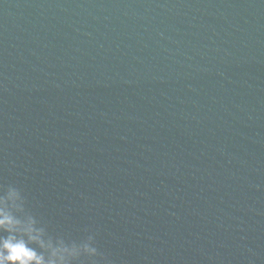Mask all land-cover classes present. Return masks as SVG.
<instances>
[{
	"label": "water",
	"instance_id": "water-1",
	"mask_svg": "<svg viewBox=\"0 0 264 264\" xmlns=\"http://www.w3.org/2000/svg\"><path fill=\"white\" fill-rule=\"evenodd\" d=\"M112 264H264V0H0V185Z\"/></svg>",
	"mask_w": 264,
	"mask_h": 264
},
{
	"label": "clouds",
	"instance_id": "clouds-1",
	"mask_svg": "<svg viewBox=\"0 0 264 264\" xmlns=\"http://www.w3.org/2000/svg\"><path fill=\"white\" fill-rule=\"evenodd\" d=\"M0 264H112L96 234L80 239L53 232L29 208L22 190L0 185Z\"/></svg>",
	"mask_w": 264,
	"mask_h": 264
}]
</instances>
